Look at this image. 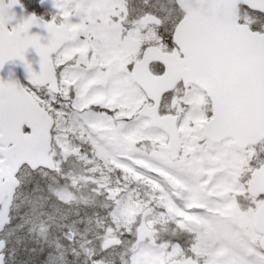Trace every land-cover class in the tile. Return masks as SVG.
Returning <instances> with one entry per match:
<instances>
[{
  "label": "snow or ice",
  "instance_id": "snow-or-ice-1",
  "mask_svg": "<svg viewBox=\"0 0 264 264\" xmlns=\"http://www.w3.org/2000/svg\"><path fill=\"white\" fill-rule=\"evenodd\" d=\"M18 3L0 264H264V0H51L47 22Z\"/></svg>",
  "mask_w": 264,
  "mask_h": 264
},
{
  "label": "water",
  "instance_id": "water-1",
  "mask_svg": "<svg viewBox=\"0 0 264 264\" xmlns=\"http://www.w3.org/2000/svg\"><path fill=\"white\" fill-rule=\"evenodd\" d=\"M38 6L41 9H46L52 13H56V9L52 6L51 0H47V2L43 5H41L40 0H38ZM14 11L17 14V20L20 22H22V20L26 18L27 16L33 15L32 12L28 11L21 5L20 0H19V3L14 7ZM31 31L33 34H40L41 36L47 35L46 30L44 29H39V28L34 27ZM28 58L33 63L34 69L39 71V57L34 52V50L29 51ZM9 68H12V70L14 71L15 78L19 79L23 83L25 73L23 71L22 66H19V65H11V64L6 65L4 71L0 72V77L7 79V73H8Z\"/></svg>",
  "mask_w": 264,
  "mask_h": 264
},
{
  "label": "trees",
  "instance_id": "trees-1",
  "mask_svg": "<svg viewBox=\"0 0 264 264\" xmlns=\"http://www.w3.org/2000/svg\"><path fill=\"white\" fill-rule=\"evenodd\" d=\"M26 7L33 13H35L36 15H42V13L44 15H46L44 12H41L39 10V8L37 7V2L36 0H26L25 1ZM45 18V17H44Z\"/></svg>",
  "mask_w": 264,
  "mask_h": 264
},
{
  "label": "rangeland",
  "instance_id": "rangeland-1",
  "mask_svg": "<svg viewBox=\"0 0 264 264\" xmlns=\"http://www.w3.org/2000/svg\"><path fill=\"white\" fill-rule=\"evenodd\" d=\"M22 3H23L24 6L26 5V4L24 3V1H23ZM52 16H54V15H51V16L48 17L50 21H51Z\"/></svg>",
  "mask_w": 264,
  "mask_h": 264
}]
</instances>
